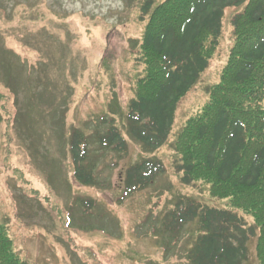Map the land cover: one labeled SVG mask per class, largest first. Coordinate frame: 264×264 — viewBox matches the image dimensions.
Here are the masks:
<instances>
[{"label":"rangeland","instance_id":"obj_1","mask_svg":"<svg viewBox=\"0 0 264 264\" xmlns=\"http://www.w3.org/2000/svg\"><path fill=\"white\" fill-rule=\"evenodd\" d=\"M149 1L165 0H0V224L30 264H189L201 229L194 220L173 230L171 212L186 198L230 203L212 197L207 183L187 185L172 145L220 82L235 42L233 17L246 5L225 10L208 68L180 100L167 143L148 152L126 121L145 74L139 51ZM111 125L128 142L124 152L96 138ZM74 133L88 138L96 185L75 175ZM143 157L165 169L125 195L126 170ZM235 210L254 224L251 213ZM256 246L251 239L248 264H257Z\"/></svg>","mask_w":264,"mask_h":264},{"label":"trees","instance_id":"obj_2","mask_svg":"<svg viewBox=\"0 0 264 264\" xmlns=\"http://www.w3.org/2000/svg\"><path fill=\"white\" fill-rule=\"evenodd\" d=\"M243 4L244 11L232 20L235 42L220 82L209 88L204 108L188 119L172 145L187 185L207 183L212 197L230 199L222 208L186 198L171 212L175 226H167L173 230L194 220L201 229L188 253L189 264H248L253 238L257 264H264V0H165L156 6L149 1L144 8L148 21L139 52L145 74L134 87L126 131L155 152L169 139L180 100L209 66L225 10ZM97 132L105 148L127 149L115 126ZM87 140L79 133L70 139L72 165L83 184L96 185V165L86 159ZM164 169L155 157L131 164L124 177L125 195L148 187ZM235 209L251 213L254 224ZM0 264H30L3 224Z\"/></svg>","mask_w":264,"mask_h":264}]
</instances>
